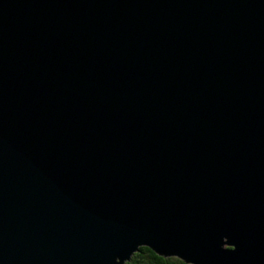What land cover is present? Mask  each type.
I'll return each instance as SVG.
<instances>
[{"label":"water","instance_id":"1","mask_svg":"<svg viewBox=\"0 0 264 264\" xmlns=\"http://www.w3.org/2000/svg\"><path fill=\"white\" fill-rule=\"evenodd\" d=\"M264 264V0H0V264Z\"/></svg>","mask_w":264,"mask_h":264},{"label":"trees","instance_id":"2","mask_svg":"<svg viewBox=\"0 0 264 264\" xmlns=\"http://www.w3.org/2000/svg\"><path fill=\"white\" fill-rule=\"evenodd\" d=\"M125 264H190L178 256H161L148 246H141Z\"/></svg>","mask_w":264,"mask_h":264},{"label":"bare ground","instance_id":"3","mask_svg":"<svg viewBox=\"0 0 264 264\" xmlns=\"http://www.w3.org/2000/svg\"><path fill=\"white\" fill-rule=\"evenodd\" d=\"M130 259H131V258H130ZM130 259H129V260H130Z\"/></svg>","mask_w":264,"mask_h":264}]
</instances>
